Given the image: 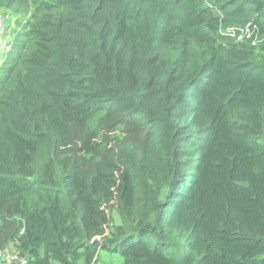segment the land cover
Listing matches in <instances>:
<instances>
[{
  "label": "trees",
  "instance_id": "1",
  "mask_svg": "<svg viewBox=\"0 0 264 264\" xmlns=\"http://www.w3.org/2000/svg\"><path fill=\"white\" fill-rule=\"evenodd\" d=\"M17 3L35 22L0 88V251L264 264V0Z\"/></svg>",
  "mask_w": 264,
  "mask_h": 264
},
{
  "label": "rangeland",
  "instance_id": "2",
  "mask_svg": "<svg viewBox=\"0 0 264 264\" xmlns=\"http://www.w3.org/2000/svg\"><path fill=\"white\" fill-rule=\"evenodd\" d=\"M35 6L36 5L31 6L29 10H23L22 6L17 3L11 8H3L0 11V18L2 16L3 18H6L3 22V34L0 35L2 36L1 40L14 44V50L9 55L7 62L0 65V88L6 84V76L10 72L14 61L18 60L19 54L25 53L31 46V43H28L25 39L22 48L16 52L14 59L12 60L14 52L18 49L20 41L23 39V34L29 28L28 24L30 20L31 23L35 22V19H31L32 14L35 12ZM99 261L100 264H123L119 254L108 255L107 253H102Z\"/></svg>",
  "mask_w": 264,
  "mask_h": 264
},
{
  "label": "built area",
  "instance_id": "3",
  "mask_svg": "<svg viewBox=\"0 0 264 264\" xmlns=\"http://www.w3.org/2000/svg\"><path fill=\"white\" fill-rule=\"evenodd\" d=\"M2 28L3 27L0 24V35L3 34ZM238 32L241 33V35L239 36L240 40L243 38L242 35H247L248 37H252L249 27L245 29H241L239 31L232 30L231 34L233 35V37H236ZM1 37L2 36H0V53H1L0 62L4 64L9 54L12 52L14 48V44L1 40ZM21 233H23V231ZM0 264H29V263H28V259L21 255L20 251L17 248V245L15 243H11L4 250L0 251Z\"/></svg>",
  "mask_w": 264,
  "mask_h": 264
},
{
  "label": "clouds",
  "instance_id": "4",
  "mask_svg": "<svg viewBox=\"0 0 264 264\" xmlns=\"http://www.w3.org/2000/svg\"><path fill=\"white\" fill-rule=\"evenodd\" d=\"M210 6H212V5L210 4ZM3 22H4V19H3V17H1V18H0V24L2 25V27H3ZM11 53H12V52H11ZM11 53H10V54H11ZM10 54H9V55H10ZM8 57H9V56H8ZM7 60H8V58H7ZM7 60H6V61H7ZM0 65H3V64L0 62Z\"/></svg>",
  "mask_w": 264,
  "mask_h": 264
}]
</instances>
